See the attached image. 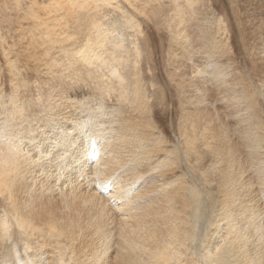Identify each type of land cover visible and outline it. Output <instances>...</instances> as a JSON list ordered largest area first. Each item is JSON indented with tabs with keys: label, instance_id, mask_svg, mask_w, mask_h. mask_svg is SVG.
I'll use <instances>...</instances> for the list:
<instances>
[{
	"label": "bare ground",
	"instance_id": "1",
	"mask_svg": "<svg viewBox=\"0 0 264 264\" xmlns=\"http://www.w3.org/2000/svg\"><path fill=\"white\" fill-rule=\"evenodd\" d=\"M67 2L69 9L72 5L83 11L79 16L83 28L78 32L82 33L72 46L71 56L64 55L67 60L64 69L73 65L72 59L91 66L93 71L104 68L107 75L100 72L92 78L96 82L102 83L104 79L109 82L97 87L100 101L110 97L114 85L121 90L118 99L126 101L130 91L124 86L126 78L120 70L133 56L125 50L126 55L116 54L115 50L106 51L108 44L117 49L122 44L111 43L108 36L113 29H101V25L88 17L86 0ZM94 2L102 4L109 0ZM60 9L64 10L63 6ZM70 37L68 40H73ZM258 40L264 45V39ZM217 45L218 42L215 47ZM134 51L138 53L139 50ZM255 55L264 65V49L258 51L256 47ZM228 64L216 65L210 70L212 97L222 95L228 114L242 112L243 108L252 111L254 121L237 117L238 129L228 125L227 132L223 130L226 126L220 129L221 111L210 112L204 108L193 112V117L184 114L179 130L182 142L176 153L181 151L184 158L196 154L194 148L200 140L206 153L213 157L209 168L215 173L213 178L208 169L200 173L199 179L204 183L211 209L207 221L210 231L203 234L199 253L192 252L193 247L188 246V234L194 229L189 223L198 217L201 209L204 211L200 198L203 193L195 179L189 180L182 174L170 181L150 183L143 189L138 183L146 173L144 166L139 165L144 161L150 166L154 163L162 178L183 169L177 167L175 151L165 150L162 136L155 137L152 120L143 122L141 119L140 115L149 113V103L139 94L140 81L135 77L134 99L128 101L138 115L120 118L113 114V108L106 111L103 105V109H99L104 113L101 117L95 108L80 116L83 112H68L77 106L64 95H58L50 98L46 106L49 116L44 120L52 123H47L48 129L39 131L41 134L20 136L22 129L0 124V264H264V108L259 110L253 97L247 94L252 86L249 81L244 80L243 87L241 75L227 73ZM92 74L88 72L89 77ZM229 75L231 78L227 79ZM262 75L264 84V68ZM238 85L239 90H236L234 86ZM244 88L246 92L243 93ZM202 91L206 90L202 87ZM261 97L264 106V92ZM202 101L200 98L196 103L202 104ZM12 105L15 110L9 114L20 112L21 116L22 107H16L13 102ZM54 115L61 121H52ZM102 117L110 119V128L102 122ZM112 124H117L118 130ZM44 126L40 124L39 128L44 129ZM23 139L29 141L30 149L21 148ZM214 141L219 145L211 148L210 143ZM199 155L195 162L197 171L204 164ZM214 180L217 182L212 187ZM213 188L217 190L209 194L208 190ZM13 234L17 235L20 245L15 240L6 247ZM188 250L190 254L187 255Z\"/></svg>",
	"mask_w": 264,
	"mask_h": 264
},
{
	"label": "rangeland",
	"instance_id": "2",
	"mask_svg": "<svg viewBox=\"0 0 264 264\" xmlns=\"http://www.w3.org/2000/svg\"><path fill=\"white\" fill-rule=\"evenodd\" d=\"M61 1L0 0V124H6L5 126H11L17 130L22 129L19 133L20 136L25 134L37 136L41 134L39 131L48 129L47 123H52L44 120L46 115L49 116L46 106L50 98H56L58 95H64L72 102L71 104L77 106L76 109L71 107L68 112L78 114L83 112L80 116L87 115V112L95 108L101 117L104 113L103 110L99 109H103L101 108L103 105H105L106 111L113 108V114L120 118H127L131 114L138 115L139 112L134 111V107L128 101L134 99L132 92L136 77L140 81L139 94L142 97L144 96V100L149 103V113L140 115L141 119L143 122L147 119L152 120L155 137L162 136L165 140L166 149L165 147L164 149L175 151L174 154L177 156L178 162L177 167L183 169H180L181 171L175 170L162 178L160 177V169L153 166L154 163L150 166V163L144 161L139 165L144 166L146 173L138 183L142 184L143 189L149 186L150 183L170 181L182 176V174L186 175L189 180L195 179L196 184H198L197 187L203 193L200 198L204 211L199 209L200 213H198L197 219L195 218L194 221H191L192 223H189L190 226H194V229L188 234L190 242L188 246L193 247L192 252L197 251L199 253L200 249L198 248L201 240L210 231L207 221L211 217V209H209L206 193L203 189L204 183L200 182L199 179L201 177L200 173H206L210 168L212 163L210 161L213 160H211L213 157L206 153L207 150L202 146L200 140L197 142L200 144L196 143L194 148L196 154L184 158L180 153L181 151L176 153L177 148H181L180 144L182 142L179 130L184 120V114L193 117V112H200V109L204 108L210 112L221 111L219 118L223 120H221L220 129H223L224 126L227 128L228 125H233V129H238L239 125L235 121L237 117L249 119L251 122L254 121L252 111H246L243 108L242 112L239 110L235 114H228L229 110L227 109V112L224 110L225 104L222 95L212 97L210 92L212 82L209 81V73L211 68L216 65L224 66L229 63L227 73L231 76L241 75L239 79L243 87L246 85V81H249L252 86L248 89L247 94L253 97L259 110L262 107L264 108L261 97L264 92L262 75L264 65L257 60L259 56L255 55L256 47L258 51L264 49V45L258 40L260 38L264 39V0H109L108 3L102 4L101 2L95 3L94 0H86L85 4L89 9L87 11V13L89 12L88 17L96 24L101 25V29H113V33L108 36L111 43L118 41L122 44L118 49L108 44L106 51L109 53L115 50L114 53L116 54L126 55L125 50L133 56L122 65L125 67L120 70V73L125 75L126 78L124 86L130 91L127 100L124 102L118 99L121 90L117 85H114L115 89L110 97H106L103 102L100 101L101 95L97 87L109 82L106 79L102 83L100 80L96 82L92 78L99 75L100 72L107 75L108 72L104 68H97L93 71L91 66L81 64L78 61L75 62L71 58L73 65L68 67L69 69H64V65L67 64L64 55L66 54V57L71 56L72 46L79 41L82 33L78 32L83 28L80 25L81 22L83 24V21L79 17L83 11L72 5L69 9L67 0ZM62 6L64 10L60 9ZM57 9L60 12H57ZM179 11L183 15L178 13ZM76 12L78 13L76 14ZM65 14H67V17L64 16ZM176 14L184 16L183 19L180 16L181 19L177 17ZM60 17L62 19L65 17V19L58 20ZM74 17L79 18L76 21ZM259 23H261V26ZM78 25L80 26L78 27ZM53 27L55 29L57 27V29L55 30ZM183 29H185V32ZM61 30H63V33ZM50 31L54 33L52 34ZM58 31L60 34H58ZM68 36H71L70 38L73 40H68ZM63 37L65 39L60 40ZM66 39L67 41H65ZM217 42L219 46L215 47ZM122 46L123 49H121ZM129 46H131L130 50L128 49ZM135 49L139 50L138 53L134 51ZM120 51H123L124 54ZM227 58L232 60L229 62ZM236 68L238 69L237 72L234 71ZM88 72H93L92 77L88 76ZM135 73H137V76L134 75ZM72 74L74 76H71ZM229 76H227V79L231 78ZM202 87L206 90L205 92L202 91ZM234 87L239 90V85ZM242 90L243 93L246 92L245 88ZM200 98L203 100L202 104H197L196 100ZM12 102L16 107H22L21 116L20 112L13 115L9 114L15 110ZM242 107H245V104ZM229 115H232V117ZM228 117L230 120L232 119V122ZM57 120L61 121L59 116H52V121L58 122ZM101 120L108 124L110 119L102 117ZM110 122L109 124L112 123ZM40 124L45 125L44 129L39 128ZM109 124L106 125L108 128H110ZM114 125L112 124V127L114 126L113 128L118 130L117 124ZM225 128L223 130L227 131L228 128ZM111 136L114 139L116 138L113 133ZM113 138L110 139L111 142H113ZM23 142L21 148H31V144L27 139H23ZM216 142L210 143L211 148L219 145ZM198 155L199 158L203 157L204 163L200 166L199 171H197L195 163ZM161 156L163 157L164 154L162 153ZM125 168H128V166ZM120 172L122 174L123 170ZM208 172L213 178L215 173L211 169ZM218 176L216 173L215 177ZM213 182L212 187L217 181L214 180ZM206 186L208 185L205 184ZM96 188H99V186ZM215 190L217 188L208 190L209 194ZM195 236H197V239ZM16 237L17 235L13 234L11 239L7 241L6 247L15 240L20 245ZM186 254H190L189 250Z\"/></svg>",
	"mask_w": 264,
	"mask_h": 264
}]
</instances>
